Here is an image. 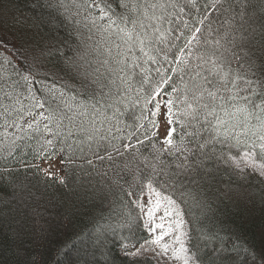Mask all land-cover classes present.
<instances>
[{"label": "snow or ice", "instance_id": "obj_1", "mask_svg": "<svg viewBox=\"0 0 264 264\" xmlns=\"http://www.w3.org/2000/svg\"><path fill=\"white\" fill-rule=\"evenodd\" d=\"M50 6L63 9L74 26L107 34L105 43L91 48L103 55L101 67L87 52L64 56L79 88L71 96L55 89L44 95L35 85L46 50L0 42L3 134L14 128L38 136L44 158L60 155L61 164L87 158L91 165L86 153L110 161L112 183L136 210L124 214L120 227L129 233L143 227L149 237L139 247L122 241L124 255L142 259L151 252L155 264L161 257L201 264L191 244V218H184L194 200L189 186L221 168L264 177V72L254 58L257 38L264 37V0H50ZM189 17L195 19L191 26ZM129 101L139 123L121 138V106L126 110ZM162 107L165 134L145 155L140 146L157 136ZM28 116L33 119L25 124Z\"/></svg>", "mask_w": 264, "mask_h": 264}, {"label": "trees", "instance_id": "obj_2", "mask_svg": "<svg viewBox=\"0 0 264 264\" xmlns=\"http://www.w3.org/2000/svg\"><path fill=\"white\" fill-rule=\"evenodd\" d=\"M1 1L0 29H5L0 42L9 48L23 46L29 52L46 50L44 70L35 85L41 94L55 89L71 96L79 88V76L67 70L64 56L87 52L94 66L101 67L103 55L97 56L91 48L105 43L107 34L98 35L95 28L90 30L91 26L84 23L74 26L59 9L50 6V0ZM90 11L98 14L95 8ZM13 18L20 31L11 24ZM25 19L29 23L22 29ZM189 21L190 26L195 23L193 17ZM15 33L18 39L9 41ZM26 39L32 45H25ZM255 53L259 70L264 72V37L257 38ZM121 107L124 115L119 127L123 131L117 136L123 138L136 131L139 121L133 113L139 115V110L131 101L126 110ZM32 119L25 117L24 123ZM40 123L42 126L44 121ZM7 132L4 135L0 127V264H155L151 258L130 259L121 253L122 241L138 246L149 237L143 227L133 233L120 227L124 214H135L136 210L127 206L120 187L112 183L116 177L110 161H101L91 153H86L91 165L87 158L65 160L61 184L59 177L47 176L41 169L43 162L60 161V155L45 159L46 146L38 136L28 138L24 131L14 128ZM159 140L157 134L145 141L141 152L147 155L151 152L148 145ZM232 154L238 155V151L233 149ZM245 173L250 174L238 175L231 168H221L189 186L194 200L188 201L185 220L191 218V244L201 264H259V257L264 256V177L248 169ZM120 184L127 186L124 180Z\"/></svg>", "mask_w": 264, "mask_h": 264}, {"label": "rangeland", "instance_id": "obj_3", "mask_svg": "<svg viewBox=\"0 0 264 264\" xmlns=\"http://www.w3.org/2000/svg\"><path fill=\"white\" fill-rule=\"evenodd\" d=\"M70 2H71V0H69V3H70ZM1 3H2V1L0 0V5H1ZM59 13H61V15L63 16V18H65V19L71 21L70 18H66L63 9H59ZM24 18H26V17H24ZM26 19H27V18H26ZM26 19H25V20H26ZM26 23H29V21L26 20L25 25H23V28H22V29H25V28L27 27V24H26ZM11 24L14 25V28H16L17 31H20V29L16 26L15 18H13V21L11 22ZM4 29H5V28L0 29V33H1L0 36H1V37H2V31H3ZM14 32H15V31H14ZM3 35L5 36V34H3ZM98 35H100V33H99ZM5 37H6V36H5ZM13 38L18 39L16 33H15V36H13V37L10 36V37H9V41L12 42V41H13ZM0 39H2V38H0ZM9 41H6V42H9ZM26 41H27L28 43H26L25 45H32L31 42H30L28 39H26ZM11 42H9V43H11ZM163 113H164V108H162V110H161V116H160L161 127H160V130H159V132H158V135H159V137H160L161 139H163V136H164V134H165V128H164V125H163ZM258 159H259V158H258ZM41 169H42V171H43L45 174L48 173V172H51V173L53 174L51 177H63L62 165H61V163H60L59 160H57V161L54 160V161L43 162V163L41 164ZM248 170H251V169H248ZM46 175H47V174H46ZM47 176H49V175H47ZM184 218H185V217H184ZM166 239H168V238H166ZM137 247H139V245H138ZM146 247H147V245H146ZM121 253L124 255V250H123L122 248H121ZM143 258H151V259L154 260V258H153V254H152L151 252L146 253L145 256H144ZM154 261H155V260H154ZM160 264H182V261H172V260H167V258H163V257H161V258H160Z\"/></svg>", "mask_w": 264, "mask_h": 264}]
</instances>
